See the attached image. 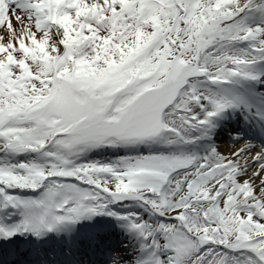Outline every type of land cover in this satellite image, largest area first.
Here are the masks:
<instances>
[{"label": "snow or ice", "instance_id": "snow-or-ice-1", "mask_svg": "<svg viewBox=\"0 0 264 264\" xmlns=\"http://www.w3.org/2000/svg\"><path fill=\"white\" fill-rule=\"evenodd\" d=\"M95 215L264 264V0H0V237Z\"/></svg>", "mask_w": 264, "mask_h": 264}, {"label": "bare ground", "instance_id": "bare-ground-1", "mask_svg": "<svg viewBox=\"0 0 264 264\" xmlns=\"http://www.w3.org/2000/svg\"><path fill=\"white\" fill-rule=\"evenodd\" d=\"M123 236V235H122ZM124 237V236H123ZM128 240H130V239H128ZM131 242H132V239L130 240Z\"/></svg>", "mask_w": 264, "mask_h": 264}]
</instances>
